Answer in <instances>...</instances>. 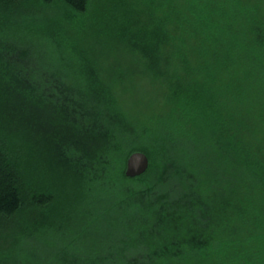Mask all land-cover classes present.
<instances>
[{
  "label": "trees",
  "instance_id": "obj_1",
  "mask_svg": "<svg viewBox=\"0 0 264 264\" xmlns=\"http://www.w3.org/2000/svg\"><path fill=\"white\" fill-rule=\"evenodd\" d=\"M53 7L38 31L3 21ZM114 54L157 109L118 104ZM134 151L149 166L129 177ZM257 215L264 0H0V264H150L159 235L202 254Z\"/></svg>",
  "mask_w": 264,
  "mask_h": 264
},
{
  "label": "rangeland",
  "instance_id": "obj_2",
  "mask_svg": "<svg viewBox=\"0 0 264 264\" xmlns=\"http://www.w3.org/2000/svg\"><path fill=\"white\" fill-rule=\"evenodd\" d=\"M101 1L90 0L92 8L93 6L96 7ZM55 10H58V7L44 10L43 13L46 14L48 11H51V13L58 12ZM11 13L13 14L12 18H8V14ZM20 14L19 10L13 9L12 12L8 10L3 21L6 20L9 26H16L12 25L13 19L19 21H17L19 26L25 21L23 24L26 23L27 25L29 23L32 30L36 31L45 20V16L48 17L47 14L37 13L33 15V19L29 20ZM32 34L30 33L29 36ZM100 61L102 68H106L109 72H111V69L120 72L127 59L116 58V54L102 57L98 60L101 67ZM121 62L123 63L121 64ZM112 76L115 77L114 92L118 94V104L122 105L124 109L135 113V111L139 112V110H145L150 106H153L154 109L158 108L155 100L158 92L151 90L152 79L143 77L138 72L134 74L125 72L122 77L113 74ZM229 225L230 227L225 226L226 228L223 227L222 231L217 232V236L211 237L223 242L221 244L212 243L213 245L202 244L201 246H204L202 254L197 252L201 249L191 248L190 238H185L188 235L179 234V237L171 238L169 234L165 237L159 235L158 242L156 240V243L154 242L150 248L151 252H144L145 254L142 252L141 257L136 260L143 262L149 260L150 264H264L262 262L264 261V216L233 217ZM215 247H219V249H214ZM72 252L74 255L82 254V252H76L75 250L70 251V253ZM71 257L73 258V255Z\"/></svg>",
  "mask_w": 264,
  "mask_h": 264
},
{
  "label": "water",
  "instance_id": "obj_3",
  "mask_svg": "<svg viewBox=\"0 0 264 264\" xmlns=\"http://www.w3.org/2000/svg\"><path fill=\"white\" fill-rule=\"evenodd\" d=\"M149 166V159L142 151H134L126 159L125 175L129 177L144 173Z\"/></svg>",
  "mask_w": 264,
  "mask_h": 264
}]
</instances>
